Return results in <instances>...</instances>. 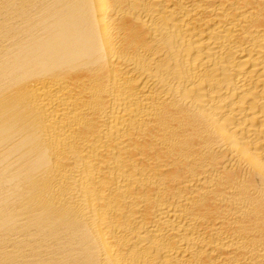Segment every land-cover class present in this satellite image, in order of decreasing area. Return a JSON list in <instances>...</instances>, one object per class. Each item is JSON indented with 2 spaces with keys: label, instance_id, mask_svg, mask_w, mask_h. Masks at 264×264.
Here are the masks:
<instances>
[{
  "label": "bare ground",
  "instance_id": "6f19581e",
  "mask_svg": "<svg viewBox=\"0 0 264 264\" xmlns=\"http://www.w3.org/2000/svg\"><path fill=\"white\" fill-rule=\"evenodd\" d=\"M0 264H264V0H0Z\"/></svg>",
  "mask_w": 264,
  "mask_h": 264
}]
</instances>
